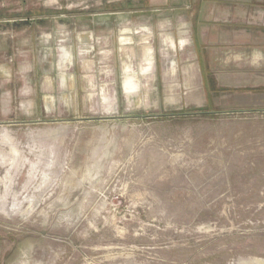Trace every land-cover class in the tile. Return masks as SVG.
Wrapping results in <instances>:
<instances>
[{
	"label": "rangeland",
	"instance_id": "rangeland-1",
	"mask_svg": "<svg viewBox=\"0 0 264 264\" xmlns=\"http://www.w3.org/2000/svg\"><path fill=\"white\" fill-rule=\"evenodd\" d=\"M0 264H264V0H0Z\"/></svg>",
	"mask_w": 264,
	"mask_h": 264
},
{
	"label": "crops",
	"instance_id": "crops-1",
	"mask_svg": "<svg viewBox=\"0 0 264 264\" xmlns=\"http://www.w3.org/2000/svg\"><path fill=\"white\" fill-rule=\"evenodd\" d=\"M186 33H187L186 31L181 32V34H183V35H185Z\"/></svg>",
	"mask_w": 264,
	"mask_h": 264
}]
</instances>
